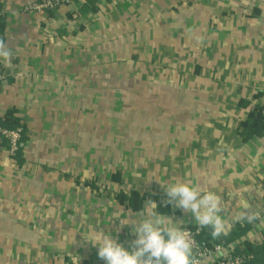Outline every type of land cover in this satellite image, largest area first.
Masks as SVG:
<instances>
[{"label":"crops","instance_id":"1","mask_svg":"<svg viewBox=\"0 0 264 264\" xmlns=\"http://www.w3.org/2000/svg\"><path fill=\"white\" fill-rule=\"evenodd\" d=\"M36 1L0 0V126L24 130L15 156L0 140V264H106L84 234L131 251L122 220L148 201L198 230L169 180L220 194L229 232L245 206L264 218V136L238 134L264 106V0ZM250 226L238 243L262 241Z\"/></svg>","mask_w":264,"mask_h":264},{"label":"clouds","instance_id":"2","mask_svg":"<svg viewBox=\"0 0 264 264\" xmlns=\"http://www.w3.org/2000/svg\"><path fill=\"white\" fill-rule=\"evenodd\" d=\"M13 52L5 40L0 37V61L11 63ZM170 181V182H169ZM166 185L168 203L184 212H190L199 226L197 232L211 229V237L218 239L228 235V209L220 194L202 186L193 180H169ZM158 205L148 201L136 214L134 220H122V224L133 225L136 239L132 250L113 239L103 230L87 234L86 240L98 246V256L106 264H204L203 253L191 231L181 227V222L160 213ZM235 222L264 223L261 212L245 206L242 212L234 216Z\"/></svg>","mask_w":264,"mask_h":264},{"label":"trees","instance_id":"3","mask_svg":"<svg viewBox=\"0 0 264 264\" xmlns=\"http://www.w3.org/2000/svg\"><path fill=\"white\" fill-rule=\"evenodd\" d=\"M84 10L86 8L84 7ZM5 127V126H3ZM21 127L17 122H13L8 128ZM238 134L243 138L244 141H248L253 137H263L264 136V106L259 109H254L249 112L245 121L241 122L238 127ZM143 197L139 196L138 193L133 192L131 195V206L133 209L140 207ZM138 202L139 205H135ZM158 211L162 214L170 213V207L158 205ZM197 231V229H190ZM252 230L249 223L238 225L234 230L228 233L226 236H221L218 239H213L211 237V232L208 229H203L198 232V237L200 240L205 241H215L217 243H222L224 247L231 246L235 255L244 257V264H264V236L260 243L254 244L250 240H244L240 243L238 241L245 237L248 232Z\"/></svg>","mask_w":264,"mask_h":264},{"label":"built area","instance_id":"4","mask_svg":"<svg viewBox=\"0 0 264 264\" xmlns=\"http://www.w3.org/2000/svg\"><path fill=\"white\" fill-rule=\"evenodd\" d=\"M70 3V0H38L31 3L25 8V10H55L64 4ZM3 15V11L0 8V18ZM6 78L5 73L0 69V82ZM24 130L22 127L17 128H5L0 126V140L5 141L8 147V152L11 156H15L21 147ZM191 231L194 238L199 245V251L203 253L201 259L204 261L207 258H215V264H244V257L237 256L233 252L226 250L222 243L215 241L200 240L198 232Z\"/></svg>","mask_w":264,"mask_h":264}]
</instances>
